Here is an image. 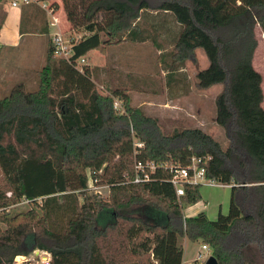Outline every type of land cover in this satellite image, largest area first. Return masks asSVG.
Wrapping results in <instances>:
<instances>
[{
	"label": "trees",
	"instance_id": "1",
	"mask_svg": "<svg viewBox=\"0 0 264 264\" xmlns=\"http://www.w3.org/2000/svg\"><path fill=\"white\" fill-rule=\"evenodd\" d=\"M61 2L72 28L87 34L73 42L69 59L54 55L48 40L36 89L19 81L0 98V264H18L17 256L34 249L49 253L50 264H182L183 237L208 244L218 264H264L263 89L252 64L256 26L264 35V0ZM24 7L30 16L22 13L21 30L31 20L33 32L48 36L46 13ZM150 12L178 25L172 62L194 61L196 49L204 51L208 66L197 71L196 85H222L215 121L227 147L198 127L163 133L156 118L130 106L127 88L104 95L93 70L75 66L111 42L150 39L160 48L141 27ZM166 67L173 74L175 65ZM114 96L124 112L114 109ZM192 156H207L206 176L230 185L228 211L213 220L204 212L182 214L183 205L199 200V185H186L179 200L169 182L165 165L185 166ZM135 161L156 164L146 170L148 180L133 181ZM105 175L108 196L89 193V183ZM22 201L29 210L7 211ZM135 205L162 212L163 222L129 213Z\"/></svg>",
	"mask_w": 264,
	"mask_h": 264
},
{
	"label": "rangeland",
	"instance_id": "2",
	"mask_svg": "<svg viewBox=\"0 0 264 264\" xmlns=\"http://www.w3.org/2000/svg\"><path fill=\"white\" fill-rule=\"evenodd\" d=\"M45 2L57 4L54 15L58 18L59 27L65 37L75 40L87 34L82 28H72L66 20L61 0ZM2 4L5 5V2ZM140 22L146 35L156 38L155 42L160 44V48L150 39L145 42L125 41L119 44L111 42L102 49L86 54L85 63H79L80 67L84 65L91 70L96 69L98 77L94 80L98 91L104 95L110 94L115 87L127 88L130 106L138 107L146 115L156 118L163 133L169 134L174 129L198 127L216 139L223 148L227 147L228 140L224 130L215 121L214 100L222 85H213L207 89H200L196 85L197 71L208 66L204 51L201 48L196 49L194 61L186 60L183 64L172 62L170 52L178 25L170 16L165 18L160 13L151 12L144 13ZM54 31V28L49 27L48 36L37 31L35 37H23L18 47L8 46L5 50H0V98L7 95L11 87L19 81H23L28 90L36 89L37 72L45 64L48 40ZM255 34L258 39L256 52L263 54L264 41L259 28L255 29ZM171 63L175 65V70L169 75L166 66ZM260 67L262 68L258 69L264 74V62ZM175 76H181L182 80L172 83L169 78ZM113 107L119 113L124 112L122 101L117 96L113 97ZM136 141L138 140L134 139V143ZM107 177L108 175H105L97 185L90 182L89 193L97 192L106 198L110 189L105 182ZM199 194L197 203L204 205L202 210L209 219H215L218 212L227 213L229 186H200ZM30 207L29 203L22 201L10 206L7 211L16 214L27 211ZM187 207L188 205H183L181 209L184 216ZM195 209L196 207L193 208ZM128 211L142 216L148 222L162 223L164 220V214L149 205H135ZM104 223L105 221L99 219L97 225L102 226ZM180 243L185 245L182 258L185 263L195 261L200 252L201 257L197 262L206 264L212 255L211 248L210 252L201 249V244L205 243L201 240L193 241L183 237ZM44 255L45 251L34 249L25 256H17L15 260L18 264H43L41 257ZM130 258L135 260L134 257Z\"/></svg>",
	"mask_w": 264,
	"mask_h": 264
},
{
	"label": "built area",
	"instance_id": "3",
	"mask_svg": "<svg viewBox=\"0 0 264 264\" xmlns=\"http://www.w3.org/2000/svg\"><path fill=\"white\" fill-rule=\"evenodd\" d=\"M46 0H3L6 5L10 8L20 9L22 6L35 4L39 6L45 13L47 17L48 28L52 27L55 31L50 34V41L54 55L69 59L72 56V44L75 40L74 38H68L63 35L59 24L58 18L55 17L54 12L57 9L54 3H47ZM49 16V17H48ZM75 66L82 70V65L85 63L84 56L79 57L75 60ZM134 146L137 148L143 147V143L140 141H136ZM208 160V157H198L192 156L189 163L185 166H180L176 164H167L165 165L170 171L169 182L175 190V194L177 198L180 200L181 197L185 194V186L186 185H199V186H225L223 184L213 178L206 176V167L205 163ZM135 177L133 179L134 182H140L144 180H148V174L146 170L153 171L156 168V164L153 161H135ZM27 202V201H25ZM201 249L205 252H210V246L208 244L202 243ZM43 257H41L43 264H50V255L45 251ZM201 257V254H197V260Z\"/></svg>",
	"mask_w": 264,
	"mask_h": 264
},
{
	"label": "crops",
	"instance_id": "4",
	"mask_svg": "<svg viewBox=\"0 0 264 264\" xmlns=\"http://www.w3.org/2000/svg\"><path fill=\"white\" fill-rule=\"evenodd\" d=\"M24 12V15L25 16H30L28 13H30L29 10H27L26 7L24 8H20V9H17V8H10L8 5H1L0 4V48L5 50L6 47H18L20 45V40L23 38V37H35L36 35V32H33V28H36L37 25H36V22L33 23L31 20H30V26L28 25L27 27H25V29L21 30V15L22 13ZM256 28H259L258 26H256ZM260 30V28H259ZM261 32V30H260ZM261 38L263 39L264 41V35L262 34L261 32ZM258 41V39H257ZM258 47V45H257ZM256 47V49H257ZM256 49H255V52H254V55H253V59H252V64H253V67L261 74L262 76V89H263V102H262V107L264 108V74L263 72L258 69V68H262L260 67V65L264 62V49H263V54H258V52H256ZM199 71V70H198ZM93 77H98V74L96 73V69L93 70V73H92ZM170 81L172 83H175V82H178V80H182V77H170L169 78ZM230 187V185H227ZM195 210H193V208H195ZM197 207H200V208H197ZM204 207L203 204L200 205V203L196 202L194 203V205H188V207L186 208V214L185 216L186 217H189V216H193V215H196L197 213L199 212H203L202 208ZM206 209V208H205ZM182 246H183V253H184V243H181ZM197 257V256H196ZM197 260V259H196ZM192 262H189V263H185V261L182 259V264H190Z\"/></svg>",
	"mask_w": 264,
	"mask_h": 264
},
{
	"label": "water",
	"instance_id": "5",
	"mask_svg": "<svg viewBox=\"0 0 264 264\" xmlns=\"http://www.w3.org/2000/svg\"><path fill=\"white\" fill-rule=\"evenodd\" d=\"M206 264H218V262H217L216 258H215L214 256L211 255V256L208 258V261H207Z\"/></svg>",
	"mask_w": 264,
	"mask_h": 264
}]
</instances>
